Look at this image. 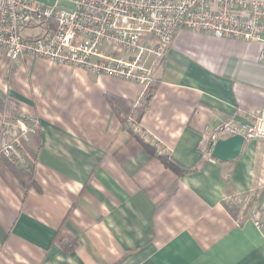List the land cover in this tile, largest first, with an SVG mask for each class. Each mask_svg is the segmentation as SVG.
Instances as JSON below:
<instances>
[{"label": "crops", "instance_id": "obj_1", "mask_svg": "<svg viewBox=\"0 0 264 264\" xmlns=\"http://www.w3.org/2000/svg\"><path fill=\"white\" fill-rule=\"evenodd\" d=\"M174 37L139 121L161 149L112 104L133 107L138 83L32 56L12 72L0 51V120L41 123L19 145L33 186L0 156V264H264V210L259 227L249 215L253 191L264 204V142L245 141L228 162L204 146L219 123H252L264 108V44ZM232 193L246 202L235 215ZM67 238L78 242L69 252Z\"/></svg>", "mask_w": 264, "mask_h": 264}, {"label": "built area", "instance_id": "obj_2", "mask_svg": "<svg viewBox=\"0 0 264 264\" xmlns=\"http://www.w3.org/2000/svg\"><path fill=\"white\" fill-rule=\"evenodd\" d=\"M184 28L264 44V0H55L53 4L0 0V51L12 72L32 56L51 66L126 78L141 86L133 108L152 89L156 69L172 47L174 36ZM259 111L252 123L228 120L216 125L204 138L205 152H210L218 138L235 135H242L245 141L264 142V108ZM126 120L140 138L161 149L160 142L141 129L133 116ZM0 121V156L21 164L24 159L19 145L29 132L38 129L40 120L4 115ZM227 199L234 205L243 204L239 193ZM260 200V194L253 191L249 215L257 227L264 210Z\"/></svg>", "mask_w": 264, "mask_h": 264}, {"label": "trees", "instance_id": "obj_3", "mask_svg": "<svg viewBox=\"0 0 264 264\" xmlns=\"http://www.w3.org/2000/svg\"><path fill=\"white\" fill-rule=\"evenodd\" d=\"M112 104L116 107H120L118 112L120 111V116L123 118L124 115H131L133 118L139 122L142 118V114L145 112V108L147 105V100L143 99L139 104V106L133 108L129 105H127L126 102H123L121 99L117 97H112ZM3 160H5L7 166L9 167L11 173L14 174V176L19 180L20 185H22L25 189L30 188L34 185L35 179H34V173L31 171L29 167L22 166L15 160H10L7 157L1 156ZM162 160L166 164V166L172 168L178 173H186L191 172L196 169V167H182L179 166L177 163L172 161L167 156H161ZM228 210L232 213V215L237 214V205L229 206L227 205ZM61 247L65 252L72 251L75 246H77L78 242L75 239H63L61 242Z\"/></svg>", "mask_w": 264, "mask_h": 264}, {"label": "water", "instance_id": "obj_4", "mask_svg": "<svg viewBox=\"0 0 264 264\" xmlns=\"http://www.w3.org/2000/svg\"><path fill=\"white\" fill-rule=\"evenodd\" d=\"M44 3L53 4L55 0H39ZM245 139L242 135H235L226 138H221L212 144L210 155L222 162H228L236 159L241 154Z\"/></svg>", "mask_w": 264, "mask_h": 264}]
</instances>
